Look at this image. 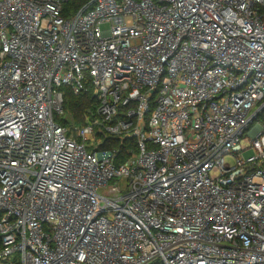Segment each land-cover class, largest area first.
Segmentation results:
<instances>
[{"label":"built area","instance_id":"1","mask_svg":"<svg viewBox=\"0 0 264 264\" xmlns=\"http://www.w3.org/2000/svg\"><path fill=\"white\" fill-rule=\"evenodd\" d=\"M68 1L0 0V264H264V0Z\"/></svg>","mask_w":264,"mask_h":264},{"label":"trees","instance_id":"2","mask_svg":"<svg viewBox=\"0 0 264 264\" xmlns=\"http://www.w3.org/2000/svg\"><path fill=\"white\" fill-rule=\"evenodd\" d=\"M90 0H69L64 9L76 12ZM98 101L92 89L75 94L71 89L64 88V115L56 116L55 120L69 128L68 134H74V127H79L95 116Z\"/></svg>","mask_w":264,"mask_h":264},{"label":"rangeland","instance_id":"3","mask_svg":"<svg viewBox=\"0 0 264 264\" xmlns=\"http://www.w3.org/2000/svg\"><path fill=\"white\" fill-rule=\"evenodd\" d=\"M102 28H103V29L106 28V25L103 24V25H102ZM253 153H254V151H252V150H247V151L244 152V156H245V157H248V156L252 155ZM226 159L229 160V159H230V156H227Z\"/></svg>","mask_w":264,"mask_h":264}]
</instances>
